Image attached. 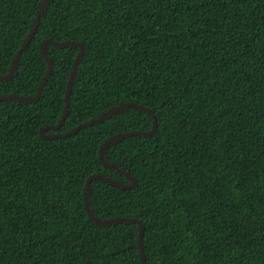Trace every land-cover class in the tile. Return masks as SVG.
Wrapping results in <instances>:
<instances>
[{
	"label": "trees",
	"instance_id": "16d2710c",
	"mask_svg": "<svg viewBox=\"0 0 264 264\" xmlns=\"http://www.w3.org/2000/svg\"><path fill=\"white\" fill-rule=\"evenodd\" d=\"M42 0H0V76ZM84 44L64 122L126 102L151 110L153 135L108 146L104 159L136 179L90 184L100 220L142 222L146 264H264V0H49L0 96H34L40 45ZM52 72L35 102L0 101V264H141L134 223L96 225L84 206L100 146L147 132L128 107L65 138L58 123L77 47L47 45Z\"/></svg>",
	"mask_w": 264,
	"mask_h": 264
},
{
	"label": "water",
	"instance_id": "95a60500",
	"mask_svg": "<svg viewBox=\"0 0 264 264\" xmlns=\"http://www.w3.org/2000/svg\"><path fill=\"white\" fill-rule=\"evenodd\" d=\"M48 1L49 0H42L40 5L38 6V9L35 13V17H34V20L32 22L30 31L28 32L26 38L23 40L21 46L19 47L18 51L16 52V55L12 60L11 66L8 70V73L4 76H0V81L7 80L13 75V73L15 71V67H16L17 62H18V59H19L20 55L22 54L23 50L25 49L26 45L28 44L29 40L33 36L34 31L36 29L37 22L39 20V17H40V15H41V13H42V11H43V9H44V7ZM47 45H52V46L57 47V48L77 47L78 52H77V55L75 57V60H74L73 66H72V70L70 72L69 79H68V82L66 85L65 96H64V108H63L62 115H61V117H60V119L56 125H54V126L47 125V126H43L42 128H40L39 135L41 138H43V139H54V138L68 137L70 135H73L74 133H76L80 129L94 125L98 122H101V121L111 117L112 115L116 114L117 112H119L123 109H126L128 107H132V108L138 109L140 111H143L152 118V129L150 131H147V132L137 131V132L121 133V134H118V135L113 136V137L109 138L108 140H106L99 148L98 156H99V160L102 162V164L111 170H114L120 174L125 175L130 181L129 184H127V185L120 184V183H118V182H116V181H114L108 177H105L101 174H93V175H90L86 179V182L84 185V206H85V210H86L88 216L91 218V220L94 224L101 225V226H106V225H109L112 223H134V224H137V226H138L137 247L139 250V258H140L141 264H146L145 259H144L143 249H142V232L144 229L142 222L137 220V219H133V218H115V219H108V220H100L99 218H97L93 214V212L90 208V203H89L90 190L89 189H90V184L93 180L104 181V182H106V183H108L114 187H117L119 189H122V190H129V189H132L135 187L136 179L133 176H131L128 172H125L124 170H121L117 166L108 163L104 159L103 153L108 146L114 144L115 142H117L120 139H123L126 137H132V136L147 137V136L153 135L156 128H157V122H156V118L154 116V113L151 110L144 108L142 106L136 105L134 103L126 102V103H122V104L108 110L107 112L100 114L97 118H95L93 120H90L88 122H85V123H82V124L76 126L75 128H73L72 130H70L66 133H63V134L54 133V134L46 135L45 132L47 130H50L53 132H56L57 130H59L60 127L62 126L63 122H64V119H65V116L67 113V109H68L69 95H70V92L72 89V84L74 82V78H75V75L77 72L78 63H79V60H80V58H81V56L85 50L83 43L75 42V41L54 42L50 39L44 40L40 45V54L47 64V69H46L44 76L42 77V80H41V82L37 88L35 95L31 96V97H23V96H16V95L0 96V101H2V100L3 101L4 100H15V101H19V102H35L39 99V96L41 94V90H42L43 86L45 85L48 77L50 76V74L52 72V68H53L52 61L48 57L47 52H46Z\"/></svg>",
	"mask_w": 264,
	"mask_h": 264
},
{
	"label": "bare ground",
	"instance_id": "6f19581e",
	"mask_svg": "<svg viewBox=\"0 0 264 264\" xmlns=\"http://www.w3.org/2000/svg\"><path fill=\"white\" fill-rule=\"evenodd\" d=\"M16 68V67H15Z\"/></svg>",
	"mask_w": 264,
	"mask_h": 264
}]
</instances>
